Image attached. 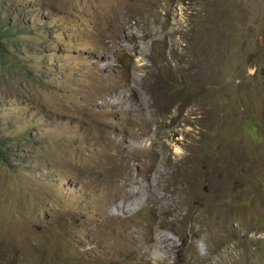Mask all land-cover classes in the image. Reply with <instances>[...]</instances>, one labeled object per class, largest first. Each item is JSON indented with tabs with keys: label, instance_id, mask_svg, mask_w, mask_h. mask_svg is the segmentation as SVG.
Instances as JSON below:
<instances>
[{
	"label": "rangeland",
	"instance_id": "obj_1",
	"mask_svg": "<svg viewBox=\"0 0 264 264\" xmlns=\"http://www.w3.org/2000/svg\"><path fill=\"white\" fill-rule=\"evenodd\" d=\"M3 1L0 264H264V0Z\"/></svg>",
	"mask_w": 264,
	"mask_h": 264
},
{
	"label": "trees",
	"instance_id": "obj_2",
	"mask_svg": "<svg viewBox=\"0 0 264 264\" xmlns=\"http://www.w3.org/2000/svg\"><path fill=\"white\" fill-rule=\"evenodd\" d=\"M5 4L3 0H0V61L4 59L6 54L9 52V48L12 45V40L9 37L14 38L15 34H12L11 31H13L14 24L10 23L11 20L4 19L3 16L5 14ZM8 21V22H7ZM7 25L8 29L4 27V25ZM10 150L0 147V157H3L8 154Z\"/></svg>",
	"mask_w": 264,
	"mask_h": 264
},
{
	"label": "built area",
	"instance_id": "obj_3",
	"mask_svg": "<svg viewBox=\"0 0 264 264\" xmlns=\"http://www.w3.org/2000/svg\"><path fill=\"white\" fill-rule=\"evenodd\" d=\"M252 235L255 236V237H259V235L256 236L254 232L252 233Z\"/></svg>",
	"mask_w": 264,
	"mask_h": 264
}]
</instances>
